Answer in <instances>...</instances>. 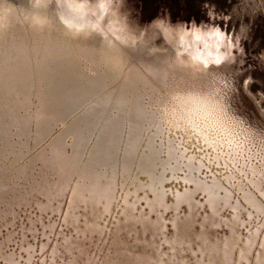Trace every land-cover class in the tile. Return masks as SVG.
<instances>
[{"label":"rangeland","instance_id":"obj_1","mask_svg":"<svg viewBox=\"0 0 264 264\" xmlns=\"http://www.w3.org/2000/svg\"><path fill=\"white\" fill-rule=\"evenodd\" d=\"M113 7L104 29L111 34L108 21L118 17L126 25L123 43L112 34L65 30L58 12L78 17L55 0L38 6L0 0L15 17L3 20L1 51L14 39L34 46L33 53L49 45L70 55L47 58L46 67L31 62L30 73L42 67L45 73L32 74L22 95L0 91V264H264V0H115ZM86 8L93 19L95 0ZM39 15L47 28H31L28 18ZM156 19L174 28L219 25L231 41L230 62L208 70L189 66L187 57H177L172 35L171 43L162 38ZM48 87L65 95V103L46 106ZM182 90L209 98L215 117L206 131L201 118L187 121L177 108L169 110L170 95Z\"/></svg>","mask_w":264,"mask_h":264},{"label":"clouds","instance_id":"obj_2","mask_svg":"<svg viewBox=\"0 0 264 264\" xmlns=\"http://www.w3.org/2000/svg\"><path fill=\"white\" fill-rule=\"evenodd\" d=\"M43 2L44 0H34V5L38 6ZM48 2H51V0H48ZM90 2L91 0H55L58 8L63 6L78 17V19H69L59 15V20L69 32H74L76 35L83 33L85 30H90L107 38L104 33L105 21L110 15L115 16L113 7L115 0H95V9L90 14L93 17L91 20L88 19L89 12L86 8V5ZM9 11L0 8V28L4 27L5 13ZM152 23L157 24L166 43H171L169 34L172 35L177 57H187L189 66L208 70L230 62L231 41L226 31L222 30L219 25L203 27V23L197 26L195 22H192L191 27L174 28L170 22L165 26V22L158 19ZM32 24L35 27H43L45 20L42 17L34 16ZM107 27L116 40L124 42L120 33L125 31L126 25H122L118 17L109 20Z\"/></svg>","mask_w":264,"mask_h":264},{"label":"bare ground","instance_id":"obj_3","mask_svg":"<svg viewBox=\"0 0 264 264\" xmlns=\"http://www.w3.org/2000/svg\"><path fill=\"white\" fill-rule=\"evenodd\" d=\"M11 8H12V7H11ZM23 8H24V7H23ZM13 9L15 10V8H13ZM16 10H17V9H16ZM11 11H13V10L11 9ZM13 13H14V11H13ZM22 13H23V12H22ZM26 13H27V12H26ZM26 13H25V14H26ZM31 13H32V12H31ZM14 14H15V13H14ZM41 14H43V13H41ZM26 15H27V14H26ZM20 16H21V15H20ZM28 16H29V15H28ZM43 16H45V15H43ZM7 17H8V16H7ZM16 17H18V16H16ZM26 17H27V16H26ZM39 17H40V15H39ZM48 17H49V16H48ZM8 18H10V17H8ZM19 18H20V17H19ZM21 18H22V17H21ZM43 18H44V17H43ZM56 18H57V17H56ZM28 19H29V21H30V18H28ZM49 19H50V18H49ZM57 19H58V18H57ZM9 20H10V19H9ZM15 20H16V19H15ZM17 20H19V19H17ZM24 20H25V19H24ZM45 20H47V19L45 18ZM50 20H51V19H50ZM55 20H56V19H55ZM5 21H7V20H5ZM19 21L21 22L22 20H19ZM25 21H28V20L26 19ZM12 22H13V24H14V21H12ZM3 23H5V22H3ZM6 23H7V22H6ZM27 23H28V22H27ZM27 23H26V24H27ZM47 23H49V21H48ZM54 23H56V22L54 21ZM54 23L52 22V24H54ZM18 24H19V23H18ZM29 24H30V23H29ZM45 24H46V22H45ZM50 24H51V23H50ZM54 25H55V24H54ZM58 25H59V24H58ZM8 26H9V25H8ZM26 26H28V24H27ZM46 26H47V24H46ZM46 26L44 25V27H46ZM49 26H50V25H49ZM49 26H48V29H49ZM55 26L58 27L57 25H55ZM50 27H51V26H50ZM3 28H5V27H3ZM21 28H23V27L21 26ZM29 28H30V27H29ZM31 28H32V27H31ZM46 28H47V27H46ZM58 28H59V27H58ZM14 29H15V28H14ZM18 29H20L19 26H18ZM35 29H37V28H35ZM52 29H54V27H52ZM62 29H63V28H62ZM26 30H27L28 32H30V30H28V29H26ZM40 30H41V27H40ZM58 30H59L58 32H60V31L62 32V30H61L60 28H59ZM1 31H2V29H1ZM7 31H8V30H7ZM13 31H14V30H13ZM22 31H24V29H23ZM31 31H32V30H31ZM51 31H52V30H51ZM51 31H50V32H51ZM53 31L55 32V30H53ZM15 32H16V30H15ZM19 32H21V31H19ZM37 32L39 33V30H38ZM40 32H41V31H40ZM54 32H53V33H54ZM63 32L66 33L64 30H63ZM63 32H62V33H63ZM8 33H9V32H8ZM71 33H72V32H71ZM71 33H70V34H71ZM84 33H85V31H84ZM1 34H2V33H1ZM5 34H6V33H5ZM33 34H34V33H33ZM36 34H37V33H36ZM55 34H56V32H55ZM58 34L60 35V33H58ZM66 34H67V33H66ZM86 34H87V33H85V36H86ZM96 34H97V32H96ZM109 34H110V33H109ZM2 35H3V34H2ZM9 35H11V34H9ZM12 35H14V34H12ZM30 35H31V34H30ZM30 35H29V36H30ZM34 35H35V34H34ZM46 35H47V34H46ZM50 35H51V34H50ZM53 35H54V34H53ZM81 35H84V34H81ZM94 35H95V34H94ZM110 35H111V34H110ZM0 36H1V35H0ZM14 36H16V34H15ZM21 36H22V33H21ZM21 36H20V35H19V36L17 35L18 38L21 37ZM27 36H28V35H27ZM27 36H26V37H27ZM32 36H33V35H32ZM41 36H43V35H41ZM41 36H40V38H42ZM66 36L69 37L68 35H66ZM70 36H71V35H70ZM79 36H80V35H79ZM3 37H4V36H2V39H3ZM26 37H24V39H25V43H26ZM30 37H31V36H30ZM37 37H38V36H37ZM54 37H56V35H54ZM60 37H61V36H60ZM63 37H64V36H63ZM73 37H74V35H73ZM76 37H77V36H76ZM76 37H75V38H76ZM80 37H81V36H80ZM4 38H5V37H4ZM35 38H36V36H35ZM45 38H46V36L44 37V39H45ZM48 38H49V36H48ZM48 38L46 39L47 41H48ZM64 38H65V37H64ZM71 38H72V37H71ZM78 38H79V37H78ZM85 38H86V37H85ZM93 38H94V37H93ZM93 38H91V39H93ZM2 39H1V41H3ZM5 39H6V38H5ZM15 39H16V38H15ZM22 39H23V38H22ZM31 39H32V38H31ZM33 39H34V38H33ZM33 39H32V40H33ZM51 39L53 40V36H52ZM58 39H59V38H58ZM60 39H61V38H60ZM27 40H28V38H27ZM32 40H31V41H32ZM36 40H38V39H36ZM54 40H55V39H54ZM54 40H53V41H54ZM67 40H70V39H67ZM72 40H73V39H72ZM75 40H76V39H75ZM75 40H74V41H75ZM83 40H85V39H83ZM9 41H11L12 45H13V43L15 44V42H14L15 40H14V39H13V42H12V40H9ZM19 41H20V39H19ZM34 41H35V40H34ZM41 41H42V40H41ZM41 41H40V42H41ZM62 41H63V40H62ZM80 41H81V40H80ZM80 41L77 42V43L81 44V43L83 42V41H82V42L80 43ZM88 41H89V40H88ZM105 41H106V40H104V42H105ZM108 41H109V40H108ZM20 42H22V41H20ZM20 42H18V43H20ZM29 42H30V40H29ZM37 42L39 43V41H37ZM37 42H35V43H37ZM43 42H44V41H43ZM51 42H52V41H51ZM51 42H47V44H48V43H51ZM86 42H87V41H86ZM86 42H85V43H86ZM98 42H101V39H100V41L98 40ZM2 43H3V42H2ZM7 43L10 44V43L8 42V40H7L6 44H7ZM16 43H17V42H16ZM23 43H24V40H23ZM27 43H28V42H27ZM27 43H26V44H27ZM53 43H54V42H53ZM59 43H60V42H59ZM61 43H62V42H61ZM73 43H74V44H77L76 42H73ZM73 43H72V44H73ZM91 43H93V42H91ZM106 43H108V42H106ZM117 43H118V42H117ZM0 44H1V43H0ZM44 44H45V42H44ZM51 44H52V43H51ZM56 44H57V43H55V45H56ZM68 44H70V43H68ZM79 44H77V45L79 46ZM99 44H100V43H99ZM111 44H112V43H111ZM118 44H119V43H118ZM22 45H24V44H22ZM27 45H28V44H27ZM29 45H31V43H30ZM52 45H53V44H52ZM55 45H54V46H55ZM57 45H58V44H57ZM60 45H61V44H60ZM70 45H71V44H70ZM83 45H84V44H83ZM92 45H93V44H92ZM94 45H96V42H94ZM1 46H4V45H1ZM8 46H9V45H8ZM37 46H38V45H37ZM39 46H40V44H39ZM43 46H44V45H43ZM47 46H49V45H47ZM62 46H63V45H62ZM62 46H61V48H62ZM66 46H67V45H66ZM75 46H76V45H75ZM88 46H89V45H88ZM88 46L85 45V47H88ZM96 46H97V45H96ZM111 46L114 47L115 45H111ZM111 46H110V47H111ZM119 46H120V45H119ZM6 47H7V46H6ZM33 47H34V46H33ZM33 47H30V48H32V49L34 50ZM57 47H58V46H57ZM57 47H56V48H57ZM69 47H70V46H69ZM69 47H68V48H69ZM80 47H81V45H80ZM104 47H107V46H104ZM113 47H112V51H114V49H116V50H117V53H119L118 50H119L120 47H118V49H117V47L113 49ZM121 47H122V46H121ZM126 47H127V46H126ZM126 47H125V48H126ZM0 48H1V47H0ZM3 48H5V46H4ZM3 48H2V50H3ZM54 48H55V47H53L52 49H54ZM61 48L59 47V49H61ZM64 48H65V46H64ZM71 48H72V47H71ZM76 48H77V47H76ZM76 48H75V49H76ZM122 48H123V47H122ZM128 48H130V47L128 46ZM35 49H36V48H35ZM65 49H66V48H65ZM69 49H70V48H69ZM72 49H73V48H72ZM72 49H70L69 51H72ZM79 49L82 50L81 48H79ZM79 49H78V50H79ZM97 49H98V48H97ZM100 49H101V47H100ZM120 49H121V48H120ZM4 50H5V49H4ZM56 50H57V49H56ZM62 50H64V49L62 48ZM91 50H93L92 47H91ZM94 50H95V48H94ZM94 50H93V51H94ZM105 50H106V48L104 49V51H105ZM109 50H110V49H109ZM109 50H108V51H109ZM116 50H115V52H116ZM122 50H123V49H122ZM122 50H121V51H122ZM127 50H128V49H127ZM129 50H130V49H129ZM37 51H39V50L37 49ZM37 51L34 52L35 55H37V54H36ZM57 51H58V50H57ZM64 51H65V50H64ZM69 51H68V52H69ZM73 51H74V49H73ZM73 51H72V52H73ZM76 51H77V49H76ZM76 51H74V52H76ZM84 51H85V48H84L83 52H84ZM93 51H91V53H94ZM101 51H103V50H101ZM112 51H110V54L112 53ZM74 52H73V53H74ZM78 52H79V51H78ZM98 52H99V51H98ZM125 52H126V51H125ZM7 53H8V52H7ZM32 53H33V51H32ZM32 53H30V55H31ZM34 53H33V54H34ZM76 53H77V52H76ZM85 53H88V52H85ZM105 53L108 54V52H105ZM113 53H114V52H113ZM120 53H121V52H120ZM33 54H32V55H33ZM83 54H84V53H83ZM99 54H100V53H99ZM102 54H103V53H102ZM122 54H123V52H122ZM126 54H128V53H126ZM79 55L81 56V54H79ZM95 55H96V54H95ZM100 55H101V54H100ZM108 55H109V54H108ZM124 55H125V53H124ZM69 56H70V55L68 54V57H69ZM83 56H84V55H83ZM83 56H82V58H83ZM87 56H90V49H89V54H88ZM91 56H92V55H91ZM105 56H106V55H105ZM119 56H121V54H119ZM71 57H72V56H71ZM71 57H70V58H71ZM75 57H76V56H75ZM93 57H94V56H93ZM98 57H99V55L97 56V58H98ZM102 57H103V56H102ZM108 57H109V56H108ZM114 57H115V56H114ZM116 57H117V56H116ZM138 57H139V56H138ZM34 58H35V57H34ZM34 58H32V59H34ZM78 58H79V57H78ZM86 58H87V57H86ZM86 58H85V59H86ZM103 58H104V57H103ZM109 58H110V60H111L112 57H109ZM119 58H120V57H118V59H119ZM123 58H124V56H123ZM63 59H64V58H63ZM93 59H94V58H93ZM87 60H88V59H87ZM89 60H90V58H89ZM89 60H88V62H89ZM106 60H107V59H106ZM110 60H109V62L111 63L112 61H110ZM113 60H114V59H113ZM31 61H32V60H31ZM62 61H63V60H62ZM84 61H85V60H84ZM84 61H81V62L84 63ZM100 61H101V58H100ZM100 61H97V62H100ZM107 61H108V60H107ZM107 61H106V62H107ZM117 61H118V60H117ZM120 61H121V58H120ZM66 62H67V61H66ZM93 62H94V61H93ZM101 62H102V61H101ZM101 62H100V63H101ZM33 63H34V62H33ZM62 63H63V62H62ZM110 63H109V64H110ZM117 63H119V62H117ZM74 64H75V63H74ZM94 64H95V63H94ZM94 64H93V66H94ZM98 64H99V63H98ZM103 64H104V63H103ZM105 64H106V65H103V66L106 67V66L108 65V63H105ZM112 64H113V62H112ZM115 64H116V63H115ZM120 64H121V62H120ZM34 65H36V64H34ZM84 65H85V64H84ZM89 65H90V64H89ZM89 65H88V66H89ZM91 65H92V62H91ZM110 65H111V64H110ZM121 65H124V64H121ZM121 65H120V66H121ZM133 65H134V64H133ZM96 66H97V65H96ZM96 66H95V67H96ZM99 66H100V64H99ZM103 66H102V67H103ZM78 67H79V66H78ZM86 67H87V66H86ZM107 67H108V66H107ZM110 67H111V66H110ZM113 67H115L114 64H113ZM135 67H136V66H135ZM96 68H97V67H96ZM79 69H82V68H79ZM84 69H85V67H84ZM88 69H90V67H89ZM98 69H99V68H98ZM105 69H106V68H105ZM108 69H109V68H108ZM108 69H107V71H108ZM115 69H116V67L114 68V70H115ZM124 69H125V67H124ZM144 69H145V68H144ZM163 69H164V68H163ZM163 69H162V70H163ZM102 70H103V68H102ZM119 70H121V67H120ZM164 70L167 71V69H164ZM168 70H169V69H168ZM171 70H172V69H171ZM89 71H91V70H89ZM166 71H165V72H166ZM78 72H79V71H78ZM78 72H77V73H78ZM81 72H83V71L81 70ZM94 72H95V70L92 72L93 74H91V75H94V74H95ZM102 72L104 73V71H102ZM105 72H106V71H105ZM112 72H113V71H112ZM119 72H120V71H119ZM119 72H118V73H119ZM160 72H161V71H160ZM160 72H159V73H160ZM162 72H163V71H162ZM167 72H168V71H167ZM171 72L174 73L173 71H171ZM171 72H170V73H171ZM118 73H117V74H118ZM120 73H121V72H120ZM135 73H137V72H135ZM142 73H143V72H142ZM159 73H158V74H159ZM172 73H171V74H172ZM87 74L89 75V73H87ZM111 74H112V73H111ZM111 74H109V75H111ZM113 74H114V73H113ZM117 74H116V75H117ZM132 74H133V73H132ZM137 74L139 75V72H138ZM137 74H136V75H137ZM143 74H144V73H143ZM166 74H167V73H166ZM91 75H90V77H91ZM95 75H96V74H95ZM104 75H105V74H104ZM134 75H135V74H134ZM136 75H135V77H136ZM140 75H141V74H140ZM140 75H139V76H140ZM149 75H150V74H149ZM159 75H161V73H160ZM163 75L165 76L164 73H163ZM178 75H179V74H178ZM97 76H98V74H97ZM97 76H96V77H97ZM99 76H100V75H99ZM101 76H102V73H101ZM145 76H146V75H145ZM157 76H158V75H157ZM166 76H167V75H166ZM166 76H165V77H166ZM79 77H80V76H79ZM104 77H105V79L107 78L106 76H104ZM109 77H110V76H109ZM114 77H115V75H114ZM116 77H117V76H116ZM116 77H115V78H116ZM142 77H143V76H142ZM161 77H162V76H161ZM80 78L82 79L83 77H80ZM87 78H88V77H87ZM91 78H92V77H91ZM102 78H103V76H102ZM125 78H126V77H125ZM137 78H138V77H137ZM140 78H141V77H140ZM147 78H148V77H147ZM166 78H167V77H166ZM33 79H34V78H33ZM95 79H96V78H95ZM97 79H98V78H97ZM97 79H96V80H97ZM117 79H118V78H117ZM122 79H123V78H122ZM134 79H135V78H134ZM141 79H142V78H141ZM145 79H146V78H145ZM163 79H165V78H163ZM183 79H184V78H183ZM36 80H37V78H36ZM85 80H86V79H85ZM88 80H89V79H88ZM91 80H92V79H91ZM93 80H94V79H93ZM101 80H102V79H101ZM101 80H100V81H101ZM166 80H167V79H166ZM166 80H165V81H166ZM181 80H182V79H181ZM181 80H180V81H181ZM81 81H82V80H81ZM107 81H109V80H107ZM130 81H132V80H130ZM130 81H129V82H130ZM137 81H139V79H138ZM143 81H144V80H143ZM143 81H142V83H143ZM146 81H148V80L146 79ZM163 81H164V80H163ZM163 81H162V82H163ZM184 81H185V80H184ZM132 82H133V81H132ZM174 82H176V80H175ZM174 82H173V83H174ZM30 83H32V81H31ZM89 83H90V82H89ZM91 83H92V82H91ZM94 83H95V82H94ZM105 83H106V82H105ZM105 83H104V84H105ZM110 83H111V82H110ZM125 83H126V81H125ZM127 83H128V82H127ZM133 83H134V82H133ZM133 83H132V84H133ZM140 83H141V82H140ZM148 83H149V81H148ZM158 83H159V82H158ZM184 83H185V82H184ZM121 84H122V83H121ZM128 84H129V83H128ZM137 84H138V83H137ZM144 84H145V83H144ZM31 85H32V84H31ZM31 85H30V86H31ZM130 85H131V84H130ZM139 85H141V84H139ZM161 85H162V83H161ZM170 85H172V84H170ZM178 85H179V83H178ZM183 85H184V84H183ZM107 86H108V85H107ZM118 86H119V85H118ZM125 86H126V85H125ZM131 86L133 87V85H131ZM154 86H155V85H154ZM156 86H157V85H156ZM156 86H155V87H156ZM166 86H167V85H166ZM166 86H165V87H166ZM184 86H186V84H185ZM31 87H32V86H31ZM151 87H152V86H151ZM165 87H163V88H165ZM171 87H172V86H171ZM174 87H175V85H174ZM112 88H113V87H112ZM126 88H127V87H126ZM133 88H134V87H133ZM142 88H143V87H142ZM145 88H146V87H145ZM163 88H162V89H163ZM169 88H170V87H169ZM175 88H176V87H175ZM183 88H184V87H183ZM186 88H187V87H186ZM193 88H194V87H193ZM32 89H33V88H32ZM34 89L36 90V88H34ZM104 89H106V91H107L109 88H108V89H107V88H104ZM113 89H114V88H113ZM116 89H117V88H116ZM124 89H125V88H124ZM136 89H137V88H136ZM157 89H158V88H157ZM165 89H166V88H165ZM194 89H196V88H194ZM3 90H6V89H3ZM119 90H120V89H118L117 91H119ZM128 90H129V88H128ZM133 90H134V89H133ZM142 90H143V89H142ZM154 90H155V89H154ZM179 90H180V89H179ZM183 90H184V89H183ZM183 90H182V91L174 92V93H172V94L170 95V96H171V104L168 106V107H169V110L171 111V107H172V106L175 107V108H177L176 110L181 111V112H182V116L185 117L187 121H194L196 118H201V119L204 120L206 123H204L203 127H201L200 129H201V131H203V129L205 130V127H207L206 124L214 122L215 114L213 113V109L211 108L213 105L210 103L209 98H208L206 95H203V94H200V93H193V92H190V91H189V92H188V91H187V92H184ZM28 91H29V90H28ZM98 91H99V90H98ZM103 91H104V90H103ZM117 91H115V93H116ZM123 91H124V90H123ZM138 91H139V90H138ZM143 91H144V90H143ZM150 91H151V90H150ZM150 91H149V92H150ZM196 91H197V90H196ZM2 92H3V91H2ZM2 92H1V93H2ZM34 92H35V91H34ZM37 92H38V90H37ZM104 92H105V91H104ZM111 92H113L112 89H111ZM128 92H129V91H128ZM130 92H131V91H130ZM132 92H133V91H132ZM140 92H141V91H140ZM158 92H159V91H158ZM161 92H162V91H161ZM161 92H160V93H161ZM167 92H168V91H167ZM172 92H173V91H172ZM35 93H36V92H35ZM105 93H106V92H105ZM118 93H119V92H118ZM138 93H139V92H138ZM147 93H148V92H147ZM155 93H156V92H155ZM155 93H154V94H155ZM162 93H163V92H162ZM170 93H171V92H170ZM27 94H28V93H27ZM27 94H26V95H27ZM29 94H30V93H29ZM38 94H39V92H38ZM123 94H124V93H123ZM166 94H167V93H166ZM168 94H169V93H168ZM3 95H4V94H3ZM10 95H11V93H10ZM33 95H34V94H33ZM110 95H111V94H110ZM126 95H127V94H126ZM130 95H131V93H130ZM137 95H138V97H139V94H137ZM144 95H145V94H144ZM163 95H164V94H163ZM121 96H122V94H121ZM128 96H129V95H128ZM132 96H133V95H132ZM170 96H167V97H170ZM209 96H210V95H209ZM3 97H4V96H3ZM28 97H29V95H28ZM35 97H36V96H35ZM38 97H39V96H38ZM114 98H115V97H114ZM123 98H124V97H123ZM129 98H130V97H129ZM151 98H152V97H151ZM156 98H157V97H156ZM3 99H5V98H3ZM8 99H9V98H8ZM88 99L90 100V98H88ZM112 99H113V98H112ZM136 99H137V97H136ZM143 99H144V98H143ZM166 99H167V98H166ZM1 100H2V98H1ZM123 100H124V99H123ZM128 100L130 101V99H128ZM147 100H148V97H147ZM210 100L212 101V99H210ZM4 101H6V100H4ZM9 101H10V100H9ZM35 101H36V100H35ZM131 101H132V100H131ZM143 101H144V100H143ZM150 101H152V100H150ZM29 102H30V100H29ZM33 102H34V101H33ZM123 102H124V101H123ZM0 103H1V101H0ZM3 103H4V102H3ZM3 103H2V104H3ZM27 103H28V102H27ZM36 103H37V102H36ZM36 103H35V104H36ZM124 103H127V102H124ZM147 103H148V102H147ZM161 103H162V102H161ZM163 103H164V102H163ZM131 104H132V103H131ZM10 105H11V104H10ZM28 105H30V104H28ZM32 105H33V103H32ZM150 105H151V104H150ZM167 105H168V104H167ZM12 106H13V104H12ZM8 107L10 108L9 105H8ZM85 107H86V106H85ZM214 107H215V106H214ZM214 107H213V108H214ZM6 108H7V107H6ZM27 108H29V107H27ZM88 109H89V108H88ZM107 109H108V108H107ZM217 109H218V108H217ZM2 110H3V109H2ZM33 110H34V109H33ZM33 110H32V112H33ZM150 110H151V109H150ZM29 111H30V110H29ZM153 111H154V110H153ZM106 112H107V111H106ZM218 115H219V114H218ZM182 116H181V117H182ZM220 116H221V114H220ZM73 117H74V116H73ZM73 117H72V118H73ZM121 117H122V116H121ZM178 117H180V116H178ZM181 117H180V118H181ZM222 117H223V116H222ZM10 118H11V117H10ZM10 118H9V120H12V119H10ZM103 118H104V117H103ZM218 118H219V117H218ZM177 119H178V118H177ZM177 119H176V120H177ZM209 119H211L212 122H211ZM216 120H217V119H216ZM68 121H69V120H68ZM102 121H103V119H102ZM216 122H217V121H216ZM218 122H219V121H218ZM221 122H222V121H221ZM226 123H227V122H226ZM222 124H223V123H222ZM65 125H66V124H65ZM161 125H162V124H161ZM217 125H218V124H217ZM220 125H221V124H220ZM121 126H122V125H121ZM162 126H163V125H162ZM64 127H65V126H64ZM97 127H98V126H97ZM99 127H100V126H99ZM219 127H220V126H219ZM95 128H96V127H95ZM221 129H222V128H221ZM5 130H6V129H5ZM100 130H102V129H100ZM217 130H218V129H217ZM96 131H97V130H96ZM205 131H206V130H205ZM223 132H224V131H223ZM229 132H230V131H229ZM227 133H228V132H227ZM96 134H97V133H96ZM225 134H226V133H225ZM92 135H93V134H92ZM200 135H202V134H200ZM228 135H229V134H228ZM233 135H234V134H233ZM121 137H122V136H121ZM121 137H120V138H121ZM221 137H222V136H221ZM227 137H228V136H227ZM95 138H96V137H95ZM71 139H72V138H71ZM228 139H229V138H228ZM3 140H4V139H3ZM217 140H218V139H217ZM223 140H224V139H223ZM72 141H73V140H72ZM88 142H89V141H88ZM1 143H2V142H1ZM3 143H4V142H3ZM3 143H2V144H3ZM173 143H174V142H173ZM2 144H1V145H2ZM1 145H0V146H1ZM178 146H179V145H178ZM232 147H233V146H232ZM234 147H235V146H234ZM177 148H179V147H177ZM232 149H233V148H232ZM179 152H180V150H179ZM231 152H232V150H231ZM238 153H239V152H238ZM65 155H66V154H65ZM239 155H240V154H239ZM223 157H224V156H223ZM223 157H222V158H223ZM236 157H238V156H236ZM250 157H251V156H250ZM239 158H240V157H239ZM225 159H226V158H225ZM227 159H228V158H227ZM227 159H226V160H227ZM240 160H241V158H240ZM243 160H244V159H243ZM208 161H209V160H208ZM221 161H222V160H221ZM223 161H224V160H223ZM227 161H229V160H227ZM215 162H216V161H215ZM207 163H208V162H207ZM207 163H206V164H207ZM220 163H221V162H220ZM233 164H234V163H233ZM237 164H238V163H237ZM249 164H250V163H249ZM210 165H211V164H210ZM215 166H216V165H215ZM217 166H218V165H217ZM220 166H223V165H220ZM237 166H238V165H237ZM244 166H245V165H244ZM244 166H242V167H244ZM226 167H227V166H226ZM246 168H247V167H246ZM214 169H215V168H214ZM116 170H117V169H116ZM217 170H218V169H217ZM227 170H228V169H227ZM238 170H239V169H238ZM249 170H250V167H249ZM222 171H223V170H222ZM212 173H213V172H212ZM214 173H215V172H214ZM218 173H220V172H218ZM224 173H225V172H224ZM254 173H255V172H254ZM115 174H116V173H115ZM120 174H121V172H120ZM67 175H68V174H67ZM69 175H70V174H69ZM242 175H243V174H242ZM260 175H261V174H260ZM260 175H259V176H260ZM70 176H71V175H70ZM116 176H117V175H116ZM215 176H216V175H215ZM233 176H235V175H233ZM247 176H248V175H247ZM257 176H258V175H257ZM67 177H68V176H67ZM112 177H113V176H112ZM128 177H129V176H128ZM240 177H241V176H240ZM249 177H250V176H249ZM121 178H123V177H121ZM124 178H125V177H124ZM124 178H123V179H124ZM231 178H232V177H231ZM251 178H252V177H251ZM126 179H127V178H126ZM261 179H263V178H261ZM68 180H70V179H68ZM68 180H67V181H68ZM111 180H113V179H111ZM111 180H110V182H111ZM115 180H116V179H115ZM115 180H114V182H115ZM118 180H119V179H118ZM240 180H241V179H240ZM240 180H238V181H240ZM124 181H125V180H124ZM260 182H261V181H260ZM260 182H259V183H260ZM263 182H264V181H263ZM75 183H76V182H75ZM112 183H113V181H112ZM112 183H111V184H112ZM120 183H122V182L120 181ZM123 183H124V182H123ZM240 183H243V182H240ZM259 183H258V184H259ZM77 184H78V183H77ZM111 184H108V186L111 185ZM126 184H127V183H126ZM63 185H64V184H63ZM81 185H82V183H81ZM81 185H80V186H81ZM112 185H113V184H112ZM118 185H119V184H118ZM127 185H128V184H127ZM61 186H62V185H61ZM78 186H79V185H78ZM78 186H75V188H77ZM84 186H85V185H84ZM260 186H261V185H260ZM63 187H64V186H63ZM66 187H67V186H66ZM88 187H90V186L88 185ZM119 187H120V185H119ZM133 187H134V186H133ZM82 188H85V187L82 186ZM105 188H106V187H104V189H105ZM107 188H109V187H107ZM259 188H260V187H259ZM59 189H60V187H59ZM62 189H63V188H62ZM71 189H72V187H71ZM80 189H81V188H80ZM86 189H88V188H86ZM89 189H90V188H89ZM125 189H126V188H125ZM133 189H134V188H133ZM73 190H75V189H73ZM73 190H72V193L74 194L75 191H73ZM102 190H103V189L101 188V191H102ZM110 190H111V189H110ZM128 190H130V189H128ZM131 190H132V189H131ZM171 190H172V189H171ZM82 191H83V189H82ZM91 191H92V190H91ZM101 191H100V193H101ZM111 191H112V190H111ZM119 191H120V190H119ZM121 191H123V190H121ZM137 191H138V190H137ZM77 192H78V191H77ZM77 192H76V193H77ZM88 192H89V191H88ZM92 192H94V191H92ZM96 192H97V191H96ZM98 192H99V191H98ZM98 192H97L96 196H98ZM103 192H104V190H103ZM105 192H106V190H105ZM105 192H104V193H105ZM112 192H113V191H112ZM114 192H115V190H114ZM80 193H82V192H80ZM89 193H90V192H89ZM123 193H124V192H123ZM110 194H112V193H110ZM119 194H120V193H119ZM133 194H134V193H133ZM171 194H172V193H171ZM71 195H72V194H71ZM76 195H77V194H76ZM90 195H91V194H90ZM100 195H101V194H100ZM100 195H99V196H100ZM105 195H106V194H105ZM130 195H131V193H130ZM183 195H184V194H183ZM187 195H188V194H187ZM79 196H80V195H79ZM92 196H94V195L92 194ZM99 196H98V197H99ZM131 196H132V195H131ZM189 196H190V195H189ZM94 197H95V196H94ZM113 197H114V196H113ZM115 197H116V196H115ZM117 197H118V196H117ZM138 197H139V196H138ZM174 197H175V196H174ZM185 197H186V196H185ZM187 197H188V196H187ZM261 197H262V196H261ZM100 198H101V197H100ZM102 198L105 199V197H102ZM108 198L110 199L109 195H108ZM108 198H106V199H108ZM123 198H124V197H123ZM127 198H128V197H127ZM139 198H140V197H139ZM81 199H82V198H81ZM91 199H92V198H91ZM113 199H115V198H113ZM176 199H178V198H176ZM82 200H83V199H82ZM99 200H100V199H99ZM99 200H97V201H99ZM130 200H131V199H130ZM133 200H136V198L133 199ZM137 200H138V199H137ZM155 200H156V199H155ZM158 200H159V202H160V199H159V198H158ZM179 201H180V200H179ZM189 201H191V200L189 199ZM189 201H188V202H189ZM136 202H137V201H136ZM148 202H149V201H148ZM153 202H154V201H153ZM156 202H157V201H156ZM174 202H175V201H174ZM184 202H185V201H184ZM133 203H134V201H133ZM150 203H151V202H150ZM157 203H158V202H157ZM176 203H178V201H176ZM189 203H190V202H189ZM153 204L155 205V203H153ZM173 204H174V203H173ZM150 205H151V204H150ZM157 205H158V204H157ZM155 206H156V205H155ZM159 206H160V205H159ZM173 206H175V205H173ZM190 206H191V205H190ZM190 206H189V207H190ZM191 209H192V208H191ZM208 211H209V210H208ZM175 225H176V223H175ZM252 233H253V232H252ZM256 233H257V232H256ZM233 239H234V237H233ZM182 240H183V239H182ZM185 240H187V239H185ZM204 240H205V239H204ZM244 240H246V239H244ZM251 240H252V239H251ZM201 241H202V240H201ZM260 241H261V240H260ZM176 242H177V241H176ZM182 242H183V241H182ZM182 242H181V243H182ZM229 242H230V241H228V243H229ZM177 243H179V242H177ZM177 243H176V244H177ZM203 243H204V242H203ZM228 243H227V244H228ZM249 243H250V242H249ZM249 243H248V244H249ZM234 244H235V243H234ZM237 244H238V243H237ZM237 244H235V245H237ZM199 245H200V244H199ZM217 246H218V245H217ZM251 246H252V245H251ZM259 246H260V245H259ZM199 247L202 248V246H199ZM223 248H224V247H223ZM249 249H252V248L250 247ZM228 250H230V248H228ZM233 250H234V249H233ZM239 250H241V249H239ZM246 250H247V249H246ZM220 251H221V250H220ZM237 251H238V250H237ZM251 251H252V250H251ZM233 252H234V251H233ZM200 253H201V252H200ZM222 253H223V252H222ZM243 253H244V251H243ZM250 253H251V252H250ZM210 254H211V253H210ZM220 255H221V254H220ZM231 255H232V254H231ZM241 255H242V254H241ZM244 255H245V254H244ZM257 255H258V253H257ZM232 256H233V255H232ZM237 256H238V255H237ZM237 256H236V258H237ZM213 257H214V256H213ZM216 257H218V256H216ZM203 258H204V257H203ZM210 258H211V257H210ZM199 259H200V258H199ZM218 259L220 260V258H218ZM241 259H242V258L237 259V260H240V261H241ZM255 259H256V258H255ZM231 260H232V259H231ZM237 260H236V261H237ZM258 260H259V259H258ZM215 261H217V259H216ZM221 261H222V259H221ZM201 262H202V261H201ZM223 262H224V261H223ZM234 262H235V261H234ZM238 262H239V261H238ZM238 262H237V263H238ZM245 262H246V261H245ZM258 262H259V261H258ZM214 263H215V262H214ZM218 263H220V261H219ZM218 263H217V264H218ZM261 263H262V262H261ZM199 264H200V263H199ZM202 264H203V263H202ZM210 264H211V263H210ZM221 264H222V262H221ZM224 264H225V263H224ZM226 264H227V263H226ZM228 264H229V262H228Z\"/></svg>","mask_w":264,"mask_h":264},{"label":"water","instance_id":"obj_4","mask_svg":"<svg viewBox=\"0 0 264 264\" xmlns=\"http://www.w3.org/2000/svg\"><path fill=\"white\" fill-rule=\"evenodd\" d=\"M59 8L61 9V7ZM60 14L61 13L59 11L58 18ZM5 16H9L11 19L12 17L13 19L15 18L14 15L12 16V12H8L7 14H5ZM59 24L66 30V28L60 23V20H59ZM30 26L33 28L31 17H30ZM104 33L106 36L110 35L105 29H104ZM111 39H113V37ZM113 41H115V39H113ZM31 52L32 50H30V47L22 46L21 43L10 45L7 49L3 51L0 50V91H2V89H6V91L3 90L4 93L9 94L10 92V93L15 94L16 92L15 90H18L20 95H22L23 90L28 91L29 90L27 89L28 82H30V78L32 74L38 77L40 73V76H42L45 73V69H46L42 67L40 71H34L33 73L32 72L30 73L31 71L30 69L35 67L33 64H31V62L38 64V66L43 65L46 67L47 58H52L55 60H60L61 58H64L66 60H69L67 58L68 57L67 50L57 51L55 49H51L50 46H41L38 54L34 55L35 60L33 61H30ZM53 66L54 65L52 64L50 67H53ZM38 68L40 67H37V69ZM67 71H70V70L68 69ZM53 89L54 87L52 88V90ZM52 90L48 87L44 91L45 92L44 100L46 102V106H48L49 104L51 106L55 102H58L59 104L65 103L66 96L63 95V97L60 98L56 90H53V91ZM0 95H1V92H0ZM67 95H70V94L68 93ZM18 96L19 95H17L16 97ZM9 100L11 103L12 102L16 103V100H14L12 97H9ZM25 102H26V99L22 101V104H24ZM9 110H10L9 107L4 109L6 113H8Z\"/></svg>","mask_w":264,"mask_h":264}]
</instances>
